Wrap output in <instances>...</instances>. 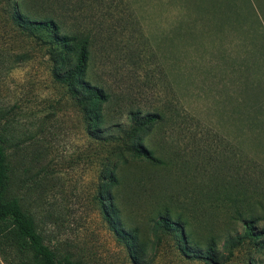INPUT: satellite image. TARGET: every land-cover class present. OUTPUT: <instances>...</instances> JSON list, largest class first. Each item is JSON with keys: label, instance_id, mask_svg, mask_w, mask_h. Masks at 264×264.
<instances>
[{"label": "rangeland", "instance_id": "374dc122", "mask_svg": "<svg viewBox=\"0 0 264 264\" xmlns=\"http://www.w3.org/2000/svg\"><path fill=\"white\" fill-rule=\"evenodd\" d=\"M15 1L0 0L7 194L57 258L264 264V235L227 243L238 211L264 231V0H48L90 40L88 91L54 77L66 53L13 20Z\"/></svg>", "mask_w": 264, "mask_h": 264}, {"label": "trees", "instance_id": "16d2710c", "mask_svg": "<svg viewBox=\"0 0 264 264\" xmlns=\"http://www.w3.org/2000/svg\"><path fill=\"white\" fill-rule=\"evenodd\" d=\"M12 15L13 20L19 25L27 26V31L30 29V33L36 32L42 35L44 32L46 34L45 43L52 45L53 50L66 53L52 60L53 75L56 79L61 82L69 79L68 84H74L75 88L81 87L86 91L89 90L90 85L83 79L88 70L91 50L88 37L79 31H68L57 22L53 18L48 0H16L13 4ZM156 120H158L156 115H147L142 123H154ZM250 120L252 125L257 127V119L251 118ZM3 143L4 141L0 139V260L5 264H27L26 262L29 264H71L58 259L54 251L45 245L34 219L22 208L20 199L7 194L10 168ZM227 201L240 205V200L226 196L223 204ZM216 206L218 207V204ZM216 206L211 207L216 209ZM212 210L210 209L206 215V224L210 228L213 223V216L210 214ZM238 214L243 222L244 233L241 237L229 239L227 243H230L231 248L246 242L254 244L264 235V231L254 232L255 219H243L239 211ZM158 225L167 231L176 230L175 224L166 218H160ZM215 238L216 236L212 234L210 240L215 242ZM28 256V261H23Z\"/></svg>", "mask_w": 264, "mask_h": 264}]
</instances>
